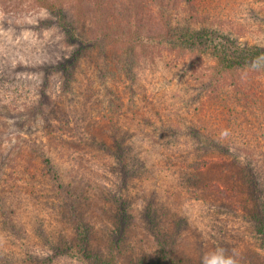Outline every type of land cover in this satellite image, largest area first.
Returning a JSON list of instances; mask_svg holds the SVG:
<instances>
[{
    "label": "rangeland",
    "instance_id": "374dc122",
    "mask_svg": "<svg viewBox=\"0 0 264 264\" xmlns=\"http://www.w3.org/2000/svg\"><path fill=\"white\" fill-rule=\"evenodd\" d=\"M96 11L122 41L63 73L66 31L100 36ZM257 51L264 0H0V264H204L219 249L264 264L247 180L264 194Z\"/></svg>",
    "mask_w": 264,
    "mask_h": 264
},
{
    "label": "trees",
    "instance_id": "16d2710c",
    "mask_svg": "<svg viewBox=\"0 0 264 264\" xmlns=\"http://www.w3.org/2000/svg\"><path fill=\"white\" fill-rule=\"evenodd\" d=\"M130 13V15L133 16V13L131 11H128V14ZM98 12L96 11L95 12V15H96V32L97 30L100 32V36H96L94 39H87L86 40H83L82 37H76V33L73 32L72 30L71 31H66L67 34H66V39H65V42L68 44V45H71L72 47H75V49L72 51V54L70 53L69 56H66V59L64 60V62L62 61L61 62V59H59V61L57 60V64H58V68L57 69H62V72L64 73L65 72V67L68 65V63L70 64V68H71V65L73 64V69L74 67L77 65L78 62L75 61L74 58L70 57L72 56L73 54L75 53H78L79 51L81 53H84V54H92L91 51L95 49L94 43H96V40L98 39H106V38H113V39H116V40H120L122 41V33H116V35L111 32V33H108V29L105 28V25L104 24H100V21H102L101 19H99V16L97 15ZM132 16H131V19H130V23H128L127 25V30H128V35H131V36H138L139 35V30L136 29V25H135V21L134 19H132ZM100 26V27H99ZM98 27V28H97ZM123 31H125V29H123ZM162 41H165V42H169V43H172V44H181L183 46L185 45H190L191 47L194 46L196 49H200L202 47V45H204L203 41L205 39V36L204 35H198L197 37H190L188 34H186L185 32H182V31H167L166 34H164L162 36ZM201 42V43H200ZM82 48V49H80ZM225 51V48H222L221 49V53ZM261 54H260V53ZM257 51V53L261 56H264V51ZM103 55V54H102ZM229 55V53H228ZM230 57V56H229ZM256 57V54L255 52H249L247 54V59L248 60H251V59H254ZM263 59V58H262ZM117 65V63L115 64ZM95 66L98 67V64L95 63ZM127 67V66H126ZM116 70H119V69H116ZM116 70H111L110 72V76L112 74L113 71H116ZM120 71V70H119ZM125 73H128L129 70H123ZM103 75H105V73H103ZM66 81V80H65ZM71 86L70 85H67L66 86V91L68 90V88ZM72 87V86H71ZM84 112V111H83ZM83 114V113H82ZM264 165V159H263V164ZM249 166L247 165V168ZM245 168V169H247ZM261 169H264V167H261ZM250 179V176H248L247 180L249 181V185L251 186V191H250V194L252 195L251 199L252 201L255 199L260 201L261 202V198H263V201H264V194H262V190L263 189H260V183H259V179ZM211 192V191H210ZM219 196H224L225 193L223 191L219 192L218 193ZM218 195L216 194V196H210V198L212 199V201L215 202V199H217ZM209 198V197H208ZM219 198V197H218ZM262 201V207H264V202ZM261 207V208H262ZM261 216L255 218V232L256 234H260L258 239L260 240V245L262 247H264V211L263 209H261ZM257 219V220H256ZM88 237L87 235L82 231L81 233H78L77 234V238L75 239V241H73V245H75L76 243L78 242H83V240H87ZM65 244V242L63 241V239L61 240V237L58 238V241H57V245H58V248H62V246ZM81 246V245H80ZM165 258L166 256L162 258H156V264H165ZM171 261V258H169V262ZM177 264V263H176Z\"/></svg>",
    "mask_w": 264,
    "mask_h": 264
},
{
    "label": "clouds",
    "instance_id": "9594fccd",
    "mask_svg": "<svg viewBox=\"0 0 264 264\" xmlns=\"http://www.w3.org/2000/svg\"><path fill=\"white\" fill-rule=\"evenodd\" d=\"M204 264H237V260L234 256H226L223 250L219 249L212 254L211 259L205 257Z\"/></svg>",
    "mask_w": 264,
    "mask_h": 264
}]
</instances>
